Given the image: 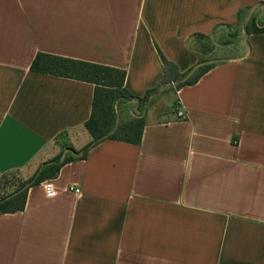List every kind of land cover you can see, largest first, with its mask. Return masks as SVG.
<instances>
[{"label":"crops","instance_id":"0c3cea01","mask_svg":"<svg viewBox=\"0 0 264 264\" xmlns=\"http://www.w3.org/2000/svg\"><path fill=\"white\" fill-rule=\"evenodd\" d=\"M259 2L0 0V175L27 179L91 140L93 85L31 71L36 53L123 70L141 96L159 54L185 72L189 37ZM239 44L171 89L184 117L147 111L137 144L105 139L63 164L52 197L29 187L22 210L0 214V264H264V33Z\"/></svg>","mask_w":264,"mask_h":264},{"label":"trees","instance_id":"16d2710c","mask_svg":"<svg viewBox=\"0 0 264 264\" xmlns=\"http://www.w3.org/2000/svg\"><path fill=\"white\" fill-rule=\"evenodd\" d=\"M233 27L236 33L232 36L238 44L245 35L264 33V5L259 2L238 9ZM218 28L230 27L226 24H217L208 34H194L188 38L187 45L197 55V61L194 66L183 73H179L173 63L159 54L162 77L156 87L146 90L141 96L132 95L123 86L125 75L123 70L62 56L36 53L29 66L31 71L68 77L93 85L90 115L84 122V127L90 134L91 140L80 150L67 148L64 156L61 157L60 153L44 162L30 177L22 179L11 190L0 194V214L22 210L29 187L53 177L63 164L83 159L88 149L100 141L111 139L137 144L144 125V108L151 101L153 97L151 94L154 95L159 88L178 89L184 85H191L217 63L204 52L210 51L214 46L219 47L230 43V40L223 41L222 37L219 40L216 39ZM194 39L199 41L198 47L193 45ZM126 102L140 105L141 111L132 119L117 121L114 107ZM2 177L3 174L0 175V186H5Z\"/></svg>","mask_w":264,"mask_h":264},{"label":"rangeland","instance_id":"374dc122","mask_svg":"<svg viewBox=\"0 0 264 264\" xmlns=\"http://www.w3.org/2000/svg\"><path fill=\"white\" fill-rule=\"evenodd\" d=\"M233 33H236L234 27L218 28L216 31V39L219 40L222 37L223 41L230 40V43L228 45H222L219 47L214 46L213 49L208 52L205 51L204 54L212 57V59L216 62L238 55L241 51V46L235 41L234 36H232ZM192 43L194 46H199V41L195 39L192 41ZM171 94V89H167L165 87L159 88L158 91L154 93V95L151 94L153 97L151 98V101L145 106L143 114L145 115L146 112L149 111L155 119H161L164 113H166L168 110L169 112H173L176 103L175 101H170L172 98ZM114 110L116 112L117 121H126L137 115L141 111V106L133 102H126L118 105L117 107L115 106ZM2 179V182L5 183V186H0V194L11 190L13 186L17 185L19 181L22 180V178L14 172L3 174Z\"/></svg>","mask_w":264,"mask_h":264},{"label":"built area","instance_id":"2783aa9c","mask_svg":"<svg viewBox=\"0 0 264 264\" xmlns=\"http://www.w3.org/2000/svg\"><path fill=\"white\" fill-rule=\"evenodd\" d=\"M173 114L176 118H182L184 117L185 115V112H184V108L182 106H179L177 108H175L173 110ZM40 185H41V188L43 190V193L46 197H52L54 196L55 194V191H54V188H53V185L52 183L48 180V179H45L43 181L40 182ZM68 191H72L74 192L75 194H79L80 193V190L79 188L75 187V186H67L66 188Z\"/></svg>","mask_w":264,"mask_h":264}]
</instances>
